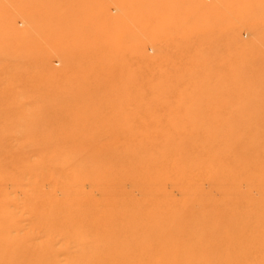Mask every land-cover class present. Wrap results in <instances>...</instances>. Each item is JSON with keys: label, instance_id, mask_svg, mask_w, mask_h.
Segmentation results:
<instances>
[{"label": "rangeland", "instance_id": "1", "mask_svg": "<svg viewBox=\"0 0 264 264\" xmlns=\"http://www.w3.org/2000/svg\"><path fill=\"white\" fill-rule=\"evenodd\" d=\"M0 264H264V0H0Z\"/></svg>", "mask_w": 264, "mask_h": 264}]
</instances>
